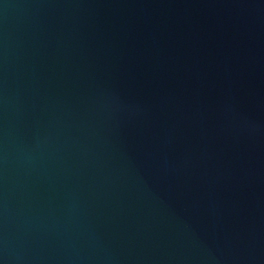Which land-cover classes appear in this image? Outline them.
Here are the masks:
<instances>
[{"label": "water", "instance_id": "obj_1", "mask_svg": "<svg viewBox=\"0 0 264 264\" xmlns=\"http://www.w3.org/2000/svg\"><path fill=\"white\" fill-rule=\"evenodd\" d=\"M0 264H264V0H0Z\"/></svg>", "mask_w": 264, "mask_h": 264}]
</instances>
